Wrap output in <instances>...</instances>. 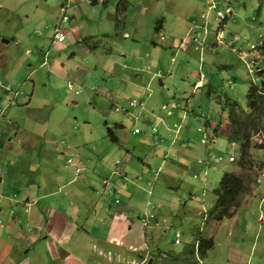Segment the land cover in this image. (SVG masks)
Instances as JSON below:
<instances>
[{
    "label": "rangeland",
    "instance_id": "374dc122",
    "mask_svg": "<svg viewBox=\"0 0 264 264\" xmlns=\"http://www.w3.org/2000/svg\"><path fill=\"white\" fill-rule=\"evenodd\" d=\"M108 1L0 0L6 6L0 9V41L12 40L1 52L14 58L15 82L9 90L22 95L15 109L25 113L24 131L46 145L42 153L27 154L33 172L21 181L31 182L39 170L50 174L52 164L67 173L66 183L74 178V163L82 162L87 174L97 172L92 187L99 192V204L83 212L90 219L89 233H83L103 239L97 245L105 250L117 248L108 242L111 229H125L121 220L111 228L109 214L131 202L126 219L133 232L116 235L127 240L126 253L130 241L142 247L130 252L137 260L131 264H175L174 255L189 245L198 254L202 239H212L213 248L204 259L198 254L197 264H264V167L251 171L249 191L232 217L218 220L210 214L223 175H241L236 159L229 158L237 157L239 146L231 147L222 134L230 133L225 108L231 99L249 112V88L260 84L264 50L257 48L264 44V0H221L232 15L228 12L220 21L211 11L204 43L203 32L193 27L201 22L198 11L208 13V0H128L121 14L116 12L118 0ZM62 4L71 20L61 26L68 38L57 44L53 37ZM159 20L163 28L157 31ZM223 21L222 36L217 28ZM186 36L191 44L182 42ZM224 122L226 128L218 135L215 129L221 130ZM174 124L182 126L180 134ZM153 125L159 130L154 137L149 130ZM109 129L120 144L111 141ZM136 129L142 133L135 135ZM251 136L250 157L264 163V118ZM101 159L108 170L97 165ZM106 178L109 188L101 183ZM75 180L73 186L88 190L81 177ZM118 181L122 189L106 192ZM134 183L142 189L135 188L130 200ZM62 194L47 197L44 204H53ZM144 224L152 229L146 242L141 237ZM91 250L86 251L88 264H97L100 260ZM141 252L145 259L139 258ZM23 260L60 262L50 260L41 242ZM177 264L190 263L182 259Z\"/></svg>",
    "mask_w": 264,
    "mask_h": 264
},
{
    "label": "crops",
    "instance_id": "0c3cea01",
    "mask_svg": "<svg viewBox=\"0 0 264 264\" xmlns=\"http://www.w3.org/2000/svg\"><path fill=\"white\" fill-rule=\"evenodd\" d=\"M119 1L120 0L117 1V4ZM218 1L220 3V9H224L221 7V0ZM90 2L91 4L100 2L108 4L109 1L90 0ZM205 3L208 4L207 1ZM0 9H6V6L0 3ZM226 10L228 12L230 11L229 13L232 15L231 8L228 7ZM61 11L60 26L56 28H61L63 23H67L71 20V18L67 16V8L64 4L61 5ZM207 12V14L203 13V11L197 12V17L200 16L201 22H194L195 27H193L195 30L203 32L201 33V35H203L202 43H204L206 39L205 36L210 30L208 18L211 11L208 10ZM64 17H67V20H64ZM225 27L226 23H221L217 28V32L219 31L223 35ZM61 30L68 38V32L62 28ZM193 30H190V36L191 34L194 36V33H192ZM201 35L197 34L196 36L200 37ZM190 36H186L185 39H182V42L186 41L188 44H191ZM162 40H164V37ZM5 41L8 42L6 43ZM11 41L12 40L9 41L5 39L0 41V52L4 51L5 45L11 44ZM194 41L197 40L194 38ZM59 43L62 42H57V44ZM175 43V41H171V44ZM13 62L14 58L11 55L0 53V264H27L24 260L20 261V259L23 254L25 255V253H28L38 242L45 244L50 260H59L60 262L57 261L59 264H88L89 261L86 251H90L91 249V251H93L92 253L96 254L97 260H100L97 264H131L134 263L133 260H135L136 263V258L130 252L142 249L140 246L139 249L136 247L138 241H130L127 248L129 251L126 253L123 248V243L127 242V240L125 238L117 239L116 236L117 233H119L122 237H126L124 232H133L134 226L126 219L132 205L131 202L123 205L119 210L117 208L113 215L109 214V218L112 221L111 228L115 227L113 226L115 220H121L123 224L121 230L125 229L124 232L111 229L112 236H110L108 242H113L117 248L105 250L97 245V242L101 243L103 239L101 240L100 238L99 240L98 236L88 237L84 234L86 232L89 233V231H85V229L90 224V219L89 217L86 218V214L83 212L99 204V201L96 200V196L99 192L96 191L97 189H95V187H92L96 184L95 177H97V172L91 171L87 174L85 173V165L82 164V162H78V165L74 163V170L72 171L74 178L71 179L70 177V181L66 183L67 173L65 174L63 168L55 167V165L52 164L48 167V171L51 172L50 174H42L39 170L38 177L31 182L21 181L22 178L28 177V175L33 172V168H31L33 159L27 154L30 152L33 153V150H40V153H42L46 145L42 140L36 137V134L25 132L24 126L21 125V123H23V125L26 126L25 113L15 108L20 105L21 102L18 101V98L22 95L20 92H17V90H9L10 86L13 88V82H15L12 80L15 79V77H13L14 75L11 71ZM31 100L32 99L29 98L28 102L25 101L24 103H30ZM12 102L16 104L13 105ZM213 125L215 126L214 123H211L212 127ZM223 125L221 130L218 129L219 127L215 129L218 135L221 134L220 131L223 132L222 130L226 128L225 122ZM173 126L178 129L176 132L180 134L179 129H181L182 126L177 124ZM151 128H155L154 125L149 127L150 134L152 133ZM109 131L110 129L108 132ZM158 131L159 130H157V133L154 135H157ZM227 132L229 131L227 130L226 133L222 134L228 139L229 133ZM212 140L215 139L212 138ZM204 142L205 140H202V143ZM113 143L120 144V139L118 143ZM230 145L231 147L238 146L235 143H230ZM182 146L188 148L190 145ZM96 151L99 152L100 150L96 149ZM184 151L186 152V150ZM101 161L102 162L97 163V165H99L102 170H108V163H106V160L101 159ZM88 162L91 164V161ZM68 163L73 162L69 159ZM182 167L187 168V165H182ZM112 174H114V172ZM77 176L82 178L88 190H82L73 186L74 181H76L75 177ZM101 183L108 188L109 185H111L110 180L107 178ZM125 185L126 184H124V186ZM121 186L122 183L118 181L113 188L109 190L106 188L104 189H106V192H112L111 194H113L118 192L119 189H122ZM135 188L139 190L142 189L140 184H132L131 191H129V194H131L130 200L133 198ZM88 191H90V193ZM61 194L62 196L56 199L53 204L50 202L44 204V200L47 197L51 198ZM76 201L79 202L80 207H76ZM148 228L149 226H145L144 224V229L146 230H144L141 237L145 242L152 234V229ZM89 243L93 244V248L88 245ZM141 254L139 258L145 259L146 256H144L143 252H141ZM146 254L148 255L151 253L147 251Z\"/></svg>",
    "mask_w": 264,
    "mask_h": 264
},
{
    "label": "trees",
    "instance_id": "16d2710c",
    "mask_svg": "<svg viewBox=\"0 0 264 264\" xmlns=\"http://www.w3.org/2000/svg\"><path fill=\"white\" fill-rule=\"evenodd\" d=\"M128 5V0H120L117 4V13L121 14L126 12ZM117 22V26H119L121 19H118ZM162 24L163 20H159L156 28L157 31L161 30ZM257 49L264 50V44L258 46ZM257 74L260 78V84L257 86L252 85L247 95V108L249 112L240 108L239 104L231 99H227L226 102L225 111L228 112L227 121L230 124L228 141L239 146L235 163L240 169L241 175L225 173L220 182V186L214 191L216 194V202L210 214L218 220L230 218L235 214L236 209L240 206V199L249 191L247 181L251 177V171L256 167H264V163L254 162L249 154L252 148V130L255 129L257 124L262 122L264 118V68L259 69ZM247 127H250V130H248ZM153 130L154 128H151L152 133ZM156 133L157 130L153 134ZM109 136L113 142H119V139L114 135L112 130L109 131ZM260 147L264 148L263 145ZM200 242L198 254L204 259L208 251L213 248V240L202 239ZM198 254L195 252V246L189 245L183 254L174 255V263L177 264V262L182 261V259L186 262L188 259L190 264H197Z\"/></svg>",
    "mask_w": 264,
    "mask_h": 264
},
{
    "label": "built area",
    "instance_id": "2783aa9c",
    "mask_svg": "<svg viewBox=\"0 0 264 264\" xmlns=\"http://www.w3.org/2000/svg\"><path fill=\"white\" fill-rule=\"evenodd\" d=\"M207 2H208V5H210L209 6V11H215L217 19H219L221 21V20H224V18L227 17V16L225 17L224 15L226 13H228V11L227 10H224V9H220V6H219L220 3H219L218 0H208ZM63 19L64 20H67V17H64ZM66 38L67 37L64 34V32L61 30V28H56L55 29V34H54V37H53V42L54 43L55 42H64L66 40ZM221 39H222V37L220 38V41H221ZM68 87H69V90H72L73 89V86L71 84H69ZM12 104L15 105L16 103L15 102H12ZM133 104H135V102L134 103L133 102L131 103V105H133ZM155 131H156V129L154 128L153 133H155ZM140 132H141V130H139V129H136L135 130V133L136 134H138Z\"/></svg>",
    "mask_w": 264,
    "mask_h": 264
},
{
    "label": "clouds",
    "instance_id": "9594fccd",
    "mask_svg": "<svg viewBox=\"0 0 264 264\" xmlns=\"http://www.w3.org/2000/svg\"><path fill=\"white\" fill-rule=\"evenodd\" d=\"M226 18H228V17H226ZM226 18H225V19H226ZM223 23H224V21L222 22V24H223ZM222 36H223V35H222ZM216 37H217V36H216ZM229 158H230V161H232V162L235 161V159H236V157H233V156H231V157H229Z\"/></svg>",
    "mask_w": 264,
    "mask_h": 264
},
{
    "label": "water",
    "instance_id": "95a60500",
    "mask_svg": "<svg viewBox=\"0 0 264 264\" xmlns=\"http://www.w3.org/2000/svg\"><path fill=\"white\" fill-rule=\"evenodd\" d=\"M6 43L8 42V41H5Z\"/></svg>",
    "mask_w": 264,
    "mask_h": 264
}]
</instances>
